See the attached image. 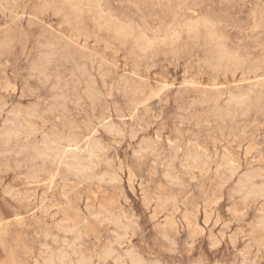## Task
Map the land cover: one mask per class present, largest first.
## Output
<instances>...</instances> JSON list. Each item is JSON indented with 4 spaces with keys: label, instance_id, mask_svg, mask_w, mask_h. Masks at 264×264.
Returning a JSON list of instances; mask_svg holds the SVG:
<instances>
[{
    "label": "rangeland",
    "instance_id": "1",
    "mask_svg": "<svg viewBox=\"0 0 264 264\" xmlns=\"http://www.w3.org/2000/svg\"><path fill=\"white\" fill-rule=\"evenodd\" d=\"M67 1L0 0V264H264V0Z\"/></svg>",
    "mask_w": 264,
    "mask_h": 264
},
{
    "label": "bare ground",
    "instance_id": "2",
    "mask_svg": "<svg viewBox=\"0 0 264 264\" xmlns=\"http://www.w3.org/2000/svg\"><path fill=\"white\" fill-rule=\"evenodd\" d=\"M44 1V0H43ZM65 1H67V0H64V2ZM77 1V0H76ZM84 1H86L87 2V5L86 4H84V6L86 5V7L87 6H89L90 5V0H84ZM68 2V1H67ZM73 2V1H72ZM75 2V1H74ZM83 2V1H82ZM82 2H81V0H80V5L82 6ZM85 2V3H86ZM99 2V1H98ZM89 3V4H88ZM92 3V2H91ZM100 3V2H99ZM47 4V3H46ZM75 4V3H74ZM136 4V3H135ZM49 5V4H48ZM69 5V4H68ZM76 5V4H75ZM80 5H78V7H81ZM94 5L96 6V4H95V2H94ZM94 5H93V8H94ZM99 5V4H98ZM97 7V9H98V7L99 6H96ZM101 7V6H100ZM72 8H73V6H72ZM82 9H83V7H81ZM90 8H91V6H90ZM79 9V8H78ZM92 9V8H91ZM96 9V8H95ZM101 9V8H100ZM100 9H98L99 11H100ZM80 10V9H79ZM102 10V9H101ZM82 11V10H81ZM88 11V10H87ZM2 12V11H1ZM77 12V11H76ZM82 12H84V11H82ZM96 12V11H95ZM109 12V11H108ZM81 12H79L78 14H79V16L81 15L80 14ZM89 13V12H88ZM90 13H91V11H90ZM99 13V12H98ZM54 14V13H53ZM83 14V13H82ZM92 14V13H91ZM97 14V13H96ZM100 14H101V12H100ZM103 14V13H102ZM173 14V13H172ZM23 15V14H22ZM98 15V14H97ZM103 15H105V13L103 14ZM107 15V14H106ZM30 16V15H29ZM174 16H175V14H174ZM177 16V15H176ZM96 17V16H95ZM101 17H102V15H101ZM101 17H99L100 19H102ZM108 17V16H107ZM204 17V16H203ZM35 18V17H34ZM98 18V19H99ZM105 18H106V16H105ZM108 18H110V17H108ZM115 19H117L116 17H114ZM198 19H200V18H198ZM39 20V19H38ZM108 20H113V22H114V19H108ZM105 21V20H104ZM111 21H110V23H111ZM106 22H107V20H106ZM96 23V22H95ZM108 23H109V21H108ZM118 22H116V24H117ZM119 24V23H118ZM121 24V23H120ZM125 24V23H124ZM220 24H221V22H220ZM219 24V25H220ZM98 25H99V23H98ZM97 25V26H98ZM111 25V24H110ZM123 25V24H122ZM88 26V25H87ZM94 25H92V27H93ZM96 26V25H95ZM109 26V25H108ZM114 26V25H113ZM120 26V25H119ZM99 27V26H98ZM115 27V26H114ZM185 27H186V30H187V32L188 33H192L193 35H195L196 37H199V35H203V42H204V44L205 45H208L209 46V48L211 49V53H212V58H213V60H215V62H216V64L217 65H219V66H224L225 68H226V70L227 71H236V70H238V69H242L243 67H245L244 65H245V63H246V61H245V59L244 58H242L236 51H233V50H231L228 46H227V44H226V42H225V38L223 37V35H222V33H220L219 32V29L217 28V26H216V24L212 21V20H210V19H203L202 18V20L200 19V20H198V21H192L191 22V20H189L188 21V23L185 25ZM254 27H255V24H254ZM257 27V26H256ZM79 28V27H78ZM108 28V27H107ZM139 28V27H138ZM253 28V27H252ZM114 29V28H113ZM112 29V30H113ZM129 29H131L132 30V28H129ZM184 29V28H183ZM258 29V28H257ZM108 30H109V28H108ZM115 31L114 32H116V34H117V36H120V37H125L126 35H128L127 34V30H126V28L124 27H117V25H116V28L114 29ZM130 30V31H131ZM252 30V29H251ZM256 30V29H255ZM254 31V30H253ZM131 32H134V31H131ZM175 33H171V35H172V39L174 40V38L175 39H178L179 40V36H180V34H177L176 33V31H174ZM251 32V31H250ZM112 33H113V31H112ZM95 34V33H94ZM131 34H133V33H131ZM140 34V33H139ZM129 35H130V33H129ZM261 35V34H260ZM132 36H134V35H132ZM140 36H146V35H143L142 33H141V35ZM116 37V36H115ZM130 37H131V35H130ZM119 39V38H118ZM143 39V41H140L142 44L141 45H143V44H148V40L145 38V40H144V38H142ZM162 40H164V39H166V37L165 38H161ZM101 40V39H100ZM99 40V41H100ZM138 40H139V38H138ZM141 40V39H140ZM177 40V41H178ZM94 41V40H93ZM132 41H134V40H132ZM136 41V40H135ZM152 41V40H151ZM166 41V40H165ZM176 41V40H175ZM140 42H139V44H140ZM146 42V43H145ZM83 43V42H82ZM137 43H138V41H137ZM99 44V43H98ZM171 44H172V42H171ZM176 44V43H175ZM137 45V44H136ZM149 45V44H148ZM120 46H122L121 44H120ZM119 46V47H120ZM138 46V45H137ZM139 47V46H138ZM10 48V47H9ZM52 48V47H51ZM144 48V47H143ZM111 49V48H110ZM137 49V48H136ZM255 50V49H254ZM141 51H142V49H141ZM244 51H245V49H244ZM260 51H261V49H260ZM262 52V51H261ZM90 54V53H89ZM103 58V57H102ZM36 59V58H35ZM91 59V58H90ZM104 59V58H103ZM212 61V60H211ZM259 62V61H258ZM1 64V63H0ZM82 65H84V64H82ZM102 67V66H101ZM248 67H250V66H248ZM165 68H167V67H165ZM137 69V68H136ZM249 68H247V70H248ZM246 70V71H247ZM99 72H100V70H99ZM73 73V72H72ZM123 75H125V74H123ZM133 75V74H132ZM131 75V76H132ZM138 75V74H137ZM91 76V75H90ZM134 76V75H133ZM160 76V75H159ZM103 77V76H102ZM137 77V76H136ZM161 77V76H160ZM135 80V79H134ZM129 81V80H128ZM257 81V80H256ZM241 83V82H240ZM112 85V84H111ZM121 85V84H120ZM113 86H115V85H113ZM117 86V85H116ZM208 86V85H207ZM209 87V86H208ZM213 88V87H212ZM131 90V89H130ZM129 93V92H128ZM74 94H75V92H74ZM67 95V94H66ZM59 96V95H58ZM153 96H151V98H152ZM236 97V96H235ZM142 98V97H141ZM150 98V99H151ZM128 99V98H127ZM145 99V98H144ZM152 100V99H151ZM236 100V99H235ZM241 100V99H240ZM142 102V101H141ZM247 102V101H246ZM63 103V102H62ZM144 103V102H143ZM203 103V102H202ZM216 103V102H215ZM145 104V103H144ZM95 106V105H94ZM213 107V106H212ZM222 107V106H221ZM201 108V107H200ZM201 109H203V107L201 108ZM69 111V110H68ZM104 111V110H103ZM105 111H106V109H105ZM32 114H29V115H33V114H35V111L33 110V112H31ZM12 114V113H11ZM134 114V113H133ZM202 114H205V113H203L202 112ZM230 114H231V112H230ZM205 116V115H204ZM202 117V116H201ZM227 119V118H226ZM13 124V123H12ZM114 124V123H113ZM106 126V125H105ZM113 126V125H112ZM78 128V127H77ZM117 129V128H116ZM187 131V130H186ZM17 132V131H16ZM189 132V131H188ZM187 132V133H188ZM94 134V133H93ZM233 134H234V132H233ZM177 135V134H176ZM7 137H8V135H7ZM235 137V136H234ZM182 139V138H181ZM98 141V140H97ZM60 142H64V145H61V143ZM95 142V141H94ZM78 141H77V139H76V137L75 136H72V135H67V136H65V137H63V136H57V137H54V138H50V139H48V142L46 143V148H45V150H47V152H46V154L47 155H49L50 153H52L53 154V156H54V158H57V160H58V162H59V165L60 164H66V165H68L69 164V162L70 161H72V164L70 163V165H72V166H77V167H79L80 165H81V162L79 161V160H77V155H76V152L78 151V152H80L81 151V148H79L77 145H78ZM93 143V142H92ZM43 145V144H42ZM238 145V144H237ZM25 146V145H24ZM31 145H29V147H30ZM263 147V146H262ZM246 148V147H245ZM94 150H95V146L93 145V144H91L90 143V139L88 140V141H86V150H85V152H86V154H87V158L88 159H91L94 155H95V152H94ZM5 152V151H4ZM247 152V151H246ZM252 153V152H251ZM244 154V153H243ZM248 154H250V153H248ZM15 155V154H14ZM247 155V154H246ZM251 155V154H250ZM245 156V155H244ZM243 156V157H244ZM41 157V156H40ZM191 159H193V161H197L198 160V158H197V156L195 155V156H192L191 157ZM70 160V161H69ZM89 164V163H88ZM226 164L227 165H230V166H232L233 165V161L232 160H228L227 162H226ZM168 166H170V165H168ZM174 171V170H173ZM56 173V172H55ZM55 173H52V174H50V177H49V181L50 182H52L53 181V179H54V177H55ZM127 174V173H126ZM253 179V176H246L245 177V179H244V181L246 182V183H248V182H250L251 180ZM114 180V179H113ZM140 180V179H139ZM254 180V179H253ZM239 182V181H238ZM140 183V182H139ZM50 187V186H49ZM247 187V186H246ZM253 186H251V188H252ZM257 187V186H256ZM128 189V188H127ZM140 189V188H139ZM149 189V188H148ZM252 190H254V189H252ZM251 190V191H252ZM250 191V192H251ZM256 191V190H255ZM257 191H259V190H257ZM262 191V190H261ZM260 192V191H259ZM262 192H264V191H262ZM240 193V192H239ZM253 192H251V194H252ZM257 195V194H256ZM261 195V194H260ZM264 195V194H263ZM259 196V195H258ZM257 196V197H258ZM253 197H255V196H253ZM247 198V197H246ZM86 201V200H85ZM52 202V201H51ZM114 202V201H113ZM98 207V206H97ZM179 209V208H178ZM62 210V209H61ZM207 213H208V211H207ZM111 222V221H110ZM204 223V222H203ZM121 225V224H120ZM223 225V224H222ZM264 228V227H263ZM262 228V229H263ZM233 233V232H232ZM229 236V235H228ZM80 238V237H79ZM118 242V241H117ZM123 246V245H122ZM126 250V249H125ZM127 251V250H126ZM125 252V251H124ZM138 257V256H137ZM63 258V257H62ZM132 258V257H131ZM102 259V258H101ZM106 259V258H105ZM115 259V258H114ZM99 260V259H98ZM106 261V260H105ZM151 263H153V262H151ZM133 264H139V262L138 261H136V260H134L133 261ZM148 264V263H147Z\"/></svg>",
    "mask_w": 264,
    "mask_h": 264
}]
</instances>
